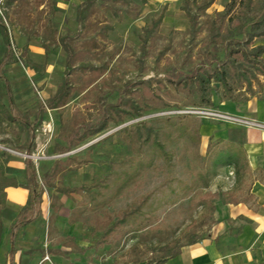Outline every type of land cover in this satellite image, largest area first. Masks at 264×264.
Instances as JSON below:
<instances>
[{
	"label": "rangeland",
	"instance_id": "obj_1",
	"mask_svg": "<svg viewBox=\"0 0 264 264\" xmlns=\"http://www.w3.org/2000/svg\"><path fill=\"white\" fill-rule=\"evenodd\" d=\"M199 1L14 0L5 5V0H0V16L5 20L12 50L4 75L14 107L32 122L40 117V104L66 82L65 97L58 107L46 110L39 123H34L30 139L26 130L17 137L16 124L0 111L1 166L22 172L27 161L32 160L37 183L41 185L42 173L48 174L55 162V172L48 178L52 187H43V208L36 220L32 250L42 253L39 263L44 261L45 253L48 255L45 225L49 203L53 200L65 206V211L73 205L55 188L84 191L92 185L110 182L123 169L143 162L148 165L137 170L133 183L122 190L106 211L115 215L151 193L149 206L142 209L147 219L142 222V231L109 258L108 264H134L133 259L139 254L142 260H154L165 242L171 248L186 245L190 240L198 242L215 227H222L231 235L241 233L244 225L232 221L231 207L227 205L230 198L207 197L212 207L206 208L197 205V197L231 191L233 197L241 200L252 178L260 179L264 186V175L252 174V178L238 185L233 169L221 167L205 186L196 181L198 164H204L203 156L214 147H209L208 142H226L232 136L238 141L243 131L231 133L229 128L238 123L217 117L214 106L199 107L198 95L189 89L187 79L201 66L211 69L220 65L227 56L228 43L245 40L250 24L264 17V0H255L240 27L230 26L226 37L215 42L210 39L212 31L226 20L230 0H213L202 12L195 7ZM163 6L166 10L162 23L146 41V55L142 57L143 32ZM186 10L196 18L194 36L190 35ZM237 10L236 6L231 14ZM258 44H264V40L256 39L254 45ZM5 47L0 34V58ZM255 90L262 98L263 88L255 86ZM212 99L220 113L232 114L225 108H237L215 95ZM0 102L7 107L1 82ZM103 120H107L106 129L79 141L86 130L98 128ZM241 121L248 124L239 123L240 126L263 130L251 121ZM188 134L193 135L192 140ZM155 140L171 153L169 163L154 148ZM67 146L71 149L61 153L59 148ZM15 179L20 186L25 183L23 172ZM193 181L195 184L190 186ZM184 184L190 187L185 188ZM71 196L76 201L87 199L83 192ZM237 219L248 222L242 215ZM8 221L1 218V228ZM30 235L25 231L23 239ZM256 240L244 250L258 249L260 239ZM106 249H98L100 264H104ZM8 250L9 243L4 238L0 264Z\"/></svg>",
	"mask_w": 264,
	"mask_h": 264
},
{
	"label": "trees",
	"instance_id": "obj_2",
	"mask_svg": "<svg viewBox=\"0 0 264 264\" xmlns=\"http://www.w3.org/2000/svg\"><path fill=\"white\" fill-rule=\"evenodd\" d=\"M118 2L121 0H110ZM145 2L146 0H141ZM213 0H200L195 4L197 11L206 10L212 3ZM255 0H230L228 8L224 16L226 20H222L219 26L212 31L211 42H215L218 38L224 39L229 33V27H240L241 19L244 18L245 13L250 10ZM237 6L236 14H231ZM165 6L161 9L159 14L151 21L149 26L143 32L141 54L142 57L146 55V41L149 40L159 29L164 13ZM186 16L190 24V35L194 36L196 33V18L186 10ZM5 26L3 20L0 18V31L3 40L6 44L2 57L0 58V82L4 89V93L7 98L8 109L4 108L0 103V111L4 116L10 120L15 121L18 128L17 137L26 130L28 138L31 137V128L34 123H39L43 116L46 114V110L54 109L58 107L60 102L66 95L65 92V80L57 87L53 96L45 100L44 103L39 106L40 117L34 119L32 122L29 121L28 116L20 113L14 107L13 98L9 90L8 82L3 74L4 67L10 63L12 58V50L10 44L7 43L5 37ZM256 39L264 40V17L259 21H255L250 24L247 36L244 41H236L228 43L227 56L225 60L220 64L211 69L206 67H199L195 72L189 76L188 85L189 89L194 91L198 95L197 105L199 107L211 108L213 106L211 96L215 95L220 100L230 102H243L247 101L251 97H254L257 92L255 86L263 88L260 79L264 80V44L254 45ZM187 81L185 82V85ZM139 115V114H138ZM200 125H198L199 127ZM107 127V120H103L102 124L92 130H86L79 139L82 141L85 138L94 136L99 132L103 131ZM181 134V133H180ZM188 137L192 140L193 135L188 134ZM196 143L199 141V137L196 139ZM218 144H222L220 147ZM26 145V144H25ZM214 147L205 153L203 156L204 164H198V172L196 173V181L201 182L204 186L207 184L208 179L216 174L217 168L221 167H233L234 178L238 184H243L249 179V167L246 160L245 152L242 148V140L235 142L233 140L223 142L221 139H216L213 142L209 141L208 146ZM154 148L162 156L165 162L169 163L171 153L166 151L165 146L155 140L153 142ZM70 147L59 148L61 153L69 151ZM196 158L199 160L197 148L195 147ZM91 150L89 148L87 151ZM88 160H84L87 163ZM123 169L120 173L115 175L110 182H103L99 185H92L83 191L81 188H55V192L70 197L71 193L81 194L82 192L87 196V199L79 202L78 205H84V209L76 211V214L68 219L69 223H73L77 218L82 217L83 219L88 216L92 218L93 233L100 232L98 240L95 245L104 248L107 247L106 255H115L121 251L127 242L136 237V234L143 229V220L147 219L142 209L149 206V199L151 193H147L140 198L138 202L132 206L110 215L104 208L109 206L125 189L127 186L133 183L137 170H139L144 162L141 164H133ZM0 165V237H1V218H5L10 221L8 239L12 249L10 253L14 252L13 243L17 231L22 226L29 224L38 218L40 213V204L42 202L43 187H52L48 182V178L51 173L55 172V162L51 166V170L48 174L42 173V184L39 185L36 180V173L32 160H28L23 169L25 177V183L21 186L17 183L15 177L17 174L22 173L19 169L14 168H2ZM5 172L14 174L15 177H6ZM193 181L190 186L194 185ZM189 186V187H190ZM7 187H22L28 191V197L25 206L18 212L5 207V193L4 189ZM183 187H188L184 184ZM188 187V188H189ZM227 192L217 193H204L198 195L197 205L211 208L212 203L207 200V197L223 199L228 196ZM176 198L172 199L173 204ZM51 207V202H50ZM85 211L87 214L83 215ZM52 216H50L51 218ZM191 228L195 229V224L191 223ZM195 240H190L188 244L195 243ZM186 244V245H188ZM185 245H178L174 248L169 246L168 242H165L160 248V255L154 260H145L146 264H161L179 254L180 248ZM172 249L170 252L169 249ZM153 250V249H152ZM142 261L140 254L133 259V263L136 264Z\"/></svg>",
	"mask_w": 264,
	"mask_h": 264
},
{
	"label": "crops",
	"instance_id": "obj_3",
	"mask_svg": "<svg viewBox=\"0 0 264 264\" xmlns=\"http://www.w3.org/2000/svg\"><path fill=\"white\" fill-rule=\"evenodd\" d=\"M12 1L14 0H5V5H9ZM0 18L3 20L6 29L5 37L9 44L5 20L2 16ZM260 94L258 92L247 101L232 102L237 106L235 111H232L230 107H227L228 110H226L224 107L225 111L232 112V114L220 113V109L213 99L212 103L220 114L249 120L264 126V93L262 98L258 96ZM222 102L227 103L230 101ZM3 107L8 109V103L7 107ZM12 122L15 123V121ZM229 129H231V133L243 131L240 140L237 141L232 136V139L228 141L233 140L238 143L242 140V148L250 170L249 178H252V174L259 173L264 175V129L243 127L240 124H234ZM231 168L233 169V167ZM246 187L247 192L241 200L233 197L231 191H224L229 193L226 197L230 198L227 205L231 207V213L233 214L232 221L235 220L244 225L239 235H231L225 232L224 228L215 227L209 232L207 238L181 247L177 256L161 264H264V186L261 184L260 179L255 180L252 178ZM4 193L6 208L18 213L25 206L28 197L26 189L22 187H7L4 189ZM67 198L71 200L73 205L66 211L65 206H61L59 203L55 204L53 200L51 201V207L49 203L50 214L45 225V235L47 237L45 244L48 247L47 253L49 259L39 263L42 259V253L32 250L35 248L34 241L36 236L34 234L38 227L37 218L33 222L19 228L13 243L14 252L11 254L12 245H10L8 239L10 221H8V224L4 225V228H1L0 246L4 238L9 243V250L3 260V264H100L97 256L100 247L95 245L100 232L93 233L91 216H86L84 219L79 217L73 223L68 222V219L72 216L76 217V211L84 209L85 206L78 205L80 201L72 198L71 194ZM41 204L39 207L40 211L43 208ZM252 204L256 206L255 209H258L257 211L252 209L254 208L251 206ZM107 207L109 206H106L104 209L106 210ZM87 213L88 211H85L83 215ZM239 215H242L243 219H246L248 222L238 220L237 216ZM50 216L52 217L50 218ZM5 228H7V232L4 231ZM25 231L31 235L23 239ZM96 235L98 236L96 237ZM95 237L96 239H94ZM257 238L260 239L259 243H257L258 249L255 248L251 251L244 250L248 244L255 242ZM104 256L105 259L102 262L108 264L109 258L114 255L109 256L104 253ZM23 259L27 260L24 261ZM136 264H146V261L142 260Z\"/></svg>",
	"mask_w": 264,
	"mask_h": 264
},
{
	"label": "built area",
	"instance_id": "obj_4",
	"mask_svg": "<svg viewBox=\"0 0 264 264\" xmlns=\"http://www.w3.org/2000/svg\"><path fill=\"white\" fill-rule=\"evenodd\" d=\"M217 117H222V118H226V119H232L233 120V122H237L238 124L239 123H244V124H248V123H246V122H244V121H241V118H236V117H233V116H229V115H224V114H220V113H218V112H216V114H215ZM243 120H245V119H243ZM249 121V120H248ZM254 123V122H253ZM256 124V123H255ZM255 126V125H254ZM256 126L258 127V128H262V129H264V126H261V125H258V124H256ZM49 259V257H48V255L47 254H45L44 255V260H48Z\"/></svg>",
	"mask_w": 264,
	"mask_h": 264
}]
</instances>
